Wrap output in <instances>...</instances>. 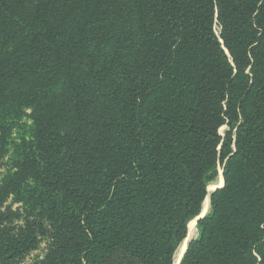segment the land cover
<instances>
[{"label":"trees","instance_id":"trees-1","mask_svg":"<svg viewBox=\"0 0 264 264\" xmlns=\"http://www.w3.org/2000/svg\"><path fill=\"white\" fill-rule=\"evenodd\" d=\"M7 157L0 264H264V0H0Z\"/></svg>","mask_w":264,"mask_h":264},{"label":"rangeland","instance_id":"rangeland-1","mask_svg":"<svg viewBox=\"0 0 264 264\" xmlns=\"http://www.w3.org/2000/svg\"><path fill=\"white\" fill-rule=\"evenodd\" d=\"M213 29H214L215 34L218 36L220 34V27L217 24V22H215ZM27 113L29 114L30 112H27ZM24 122L29 123V120L24 119ZM226 131H227L226 126H223L219 129V134L221 136H223ZM7 170H8V157L4 158L3 160L0 161V181H1L2 177L7 173ZM220 173H222L221 170L219 172L218 178L220 176ZM218 178L208 186V190H209V187L212 185L217 186L215 184L218 183V180H219ZM214 188H216V187H214ZM204 202H203V204H204ZM6 206L12 207L13 211H15V210L20 211V209H21L20 208L21 205L11 204V201L7 202ZM209 208H210V205L208 207V210H205L206 212L204 211L203 214L204 213L208 214ZM202 209H203V205H202ZM43 224H44V229L46 231V234H44V236L39 237L37 248L34 251L25 255L24 257L19 258L14 264H44L47 255L49 254V252L52 249V239H51V224L49 222H43ZM15 225L21 226L22 221L21 220L16 221ZM194 234L195 235H193V236L191 235V237H190L191 239L196 238L197 232L195 231Z\"/></svg>","mask_w":264,"mask_h":264},{"label":"bare ground","instance_id":"bare-ground-1","mask_svg":"<svg viewBox=\"0 0 264 264\" xmlns=\"http://www.w3.org/2000/svg\"><path fill=\"white\" fill-rule=\"evenodd\" d=\"M218 179H219V180H218V183L215 184V185H217V186L212 185V186L209 187V190H208L209 193L214 189V187H220V186L222 185V179H221V176H219ZM205 210H208V199H206L205 202H204V204H203L202 213H203ZM205 212H206V211H205ZM195 229H196V228H195V223L192 221V222L189 224V234H188V238H190L191 235H192V236L195 235V234H194L195 231H196ZM188 238H187V239H188ZM186 241H187V240H185V241L182 243V245L179 247V249L177 250V252H176V254H175V258H174V259H175V260H174V264H179V259H180L181 255H182L183 251H184L185 248H186Z\"/></svg>","mask_w":264,"mask_h":264},{"label":"water","instance_id":"water-1","mask_svg":"<svg viewBox=\"0 0 264 264\" xmlns=\"http://www.w3.org/2000/svg\"><path fill=\"white\" fill-rule=\"evenodd\" d=\"M220 176H221V179H222V173H220ZM223 185H224V182H223V179H222V185L220 186V187H216V188H214L213 190H212V192H208V188H207V196H206V199H208V207H209V204H210V196L216 191V190H218V189H221L222 187H223ZM205 199V200H206ZM205 214L206 213H200V215L199 216H197L196 218H194L192 221L195 223V226H196V224H197V222L200 220V219H202L204 216H205ZM192 221H190L189 222V224L192 222ZM189 224H188V227H187V236H186V238L183 240V242L185 241V240H187L186 241V248H185V250L183 251V253H182V255H181V257H180V259H179V264H180V261H181V259H182V257H183V255H184V253H185V251L187 250V247H188V244L190 243V241H192L193 239H191V238H188V234H189ZM188 238V239H187ZM182 242V243H183ZM182 243L180 244V246L182 245ZM179 246V247H180ZM179 249V248H178ZM177 249V250H178ZM177 252V251H176ZM176 254V253H175ZM174 258H175V256H174ZM175 260V259H174Z\"/></svg>","mask_w":264,"mask_h":264}]
</instances>
